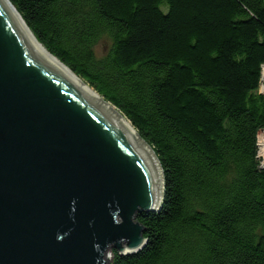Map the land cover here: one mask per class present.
Listing matches in <instances>:
<instances>
[{"label": "trees", "instance_id": "trees-1", "mask_svg": "<svg viewBox=\"0 0 264 264\" xmlns=\"http://www.w3.org/2000/svg\"><path fill=\"white\" fill-rule=\"evenodd\" d=\"M164 174L145 249L111 264H264V0H8Z\"/></svg>", "mask_w": 264, "mask_h": 264}, {"label": "water", "instance_id": "water-1", "mask_svg": "<svg viewBox=\"0 0 264 264\" xmlns=\"http://www.w3.org/2000/svg\"><path fill=\"white\" fill-rule=\"evenodd\" d=\"M165 197L152 148L0 0V264L142 252Z\"/></svg>", "mask_w": 264, "mask_h": 264}, {"label": "built area", "instance_id": "built-area-1", "mask_svg": "<svg viewBox=\"0 0 264 264\" xmlns=\"http://www.w3.org/2000/svg\"><path fill=\"white\" fill-rule=\"evenodd\" d=\"M264 90V86H261V91ZM257 140V160L259 168L264 170V136L258 135Z\"/></svg>", "mask_w": 264, "mask_h": 264}, {"label": "bare ground", "instance_id": "bare-ground-1", "mask_svg": "<svg viewBox=\"0 0 264 264\" xmlns=\"http://www.w3.org/2000/svg\"><path fill=\"white\" fill-rule=\"evenodd\" d=\"M93 91V90H92ZM112 107V106H111ZM118 112V111H117ZM119 113V112H118ZM120 114V113H119ZM121 115V114H120ZM122 116V115H121ZM123 117V116H122ZM124 118V117H123ZM125 119V118H124ZM126 120V119H125ZM127 121V120H126ZM130 125V124H129ZM131 126V125H130ZM132 127V126H131ZM133 128V127H132ZM134 129V128H133ZM135 130V129H134ZM136 132V131H135Z\"/></svg>", "mask_w": 264, "mask_h": 264}, {"label": "rangeland", "instance_id": "rangeland-1", "mask_svg": "<svg viewBox=\"0 0 264 264\" xmlns=\"http://www.w3.org/2000/svg\"><path fill=\"white\" fill-rule=\"evenodd\" d=\"M110 260H112V253H111V251H110Z\"/></svg>", "mask_w": 264, "mask_h": 264}]
</instances>
